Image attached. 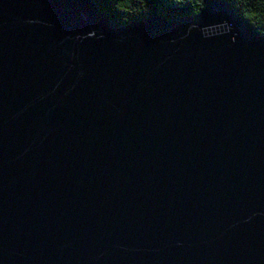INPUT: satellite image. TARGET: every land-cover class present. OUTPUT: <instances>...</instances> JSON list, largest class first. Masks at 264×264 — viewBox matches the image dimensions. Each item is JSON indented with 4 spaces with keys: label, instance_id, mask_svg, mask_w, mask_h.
<instances>
[{
    "label": "water",
    "instance_id": "1",
    "mask_svg": "<svg viewBox=\"0 0 264 264\" xmlns=\"http://www.w3.org/2000/svg\"><path fill=\"white\" fill-rule=\"evenodd\" d=\"M0 264H264V35L0 0Z\"/></svg>",
    "mask_w": 264,
    "mask_h": 264
},
{
    "label": "trees",
    "instance_id": "2",
    "mask_svg": "<svg viewBox=\"0 0 264 264\" xmlns=\"http://www.w3.org/2000/svg\"><path fill=\"white\" fill-rule=\"evenodd\" d=\"M104 16L118 27L152 15L168 21L192 17L208 2L231 6L247 28L264 35V0H92Z\"/></svg>",
    "mask_w": 264,
    "mask_h": 264
}]
</instances>
